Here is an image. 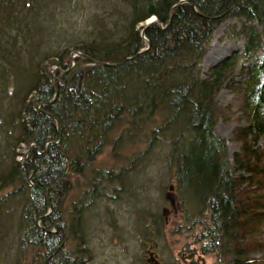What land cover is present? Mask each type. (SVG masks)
Returning <instances> with one entry per match:
<instances>
[{
    "label": "trees",
    "instance_id": "1",
    "mask_svg": "<svg viewBox=\"0 0 264 264\" xmlns=\"http://www.w3.org/2000/svg\"><path fill=\"white\" fill-rule=\"evenodd\" d=\"M123 1L122 39L58 49L53 23L37 24L41 0H0V151L12 150L0 168V203L18 196L19 251L31 248L35 264H84L81 211L166 144L173 191L186 222L201 226L196 237L212 264H264V0ZM227 17L241 46L202 70ZM72 46L86 56L73 64ZM221 88L237 96L233 106L218 101ZM232 115L229 153L214 125ZM21 145L25 161L14 158ZM104 147L111 164H90ZM64 232L74 239L65 251L57 247Z\"/></svg>",
    "mask_w": 264,
    "mask_h": 264
},
{
    "label": "rangeland",
    "instance_id": "2",
    "mask_svg": "<svg viewBox=\"0 0 264 264\" xmlns=\"http://www.w3.org/2000/svg\"><path fill=\"white\" fill-rule=\"evenodd\" d=\"M53 1L54 3L41 0L35 18L43 30H48L52 23L56 27L52 31L53 34L59 35V38L54 37L53 44H56L58 49L67 42L75 46L81 42L94 41L96 44L98 41L120 40L125 35L128 8L123 0ZM151 16L138 25L147 24ZM98 19L108 24L97 23ZM231 23H235V18L227 17L212 31L201 59L202 70L240 48L241 38L234 35ZM141 31L142 29L139 30L140 36L145 39ZM74 48L76 47H70V53L73 54L76 50ZM69 61L73 64V56ZM239 62L237 59L233 71ZM55 66L54 63L49 64L52 72ZM236 97L226 88H221L217 93L221 104L233 106L237 102ZM239 116L241 118L242 115ZM235 123L236 119L232 115L228 119L218 120L214 125V131L226 140L229 153L236 149V145L229 138ZM258 142L263 143V137ZM165 147L166 144L156 146L149 156L150 159L129 170L121 181L122 185L112 186L110 191L112 188L114 190L111 193L104 195L103 191L98 190L90 204L81 211L78 220V226L81 224L78 229L81 237L79 245L88 248L90 252L84 264H155V260L164 259L165 264H191L188 259L185 260L186 257L179 256L178 248L182 244L197 248L199 241L196 234L200 233L201 226L197 223L190 227V223L185 220L191 217L184 214L180 199L176 191H173L174 171ZM27 151L25 145L19 146L14 158L25 161ZM11 152V148H3L0 151V168L6 167L10 162ZM109 155L112 154L109 152ZM108 157L104 147L90 164L101 162L108 166L111 164V157ZM88 169L89 166L85 165L83 173ZM77 179L83 182L81 187L86 184L80 177ZM5 189L9 190L10 187ZM17 200L18 196L0 203V226L3 227L0 230V264H35L37 258L31 248L27 247L20 252L17 247ZM51 210L49 202L43 214ZM55 227L57 228V225ZM55 227L52 229H56ZM60 227H65L63 220ZM73 244L74 239L65 235L59 246L65 251L72 248ZM83 256L85 258L86 254ZM204 259L205 264L215 262L212 253L205 252Z\"/></svg>",
    "mask_w": 264,
    "mask_h": 264
},
{
    "label": "flooded vegetation",
    "instance_id": "3",
    "mask_svg": "<svg viewBox=\"0 0 264 264\" xmlns=\"http://www.w3.org/2000/svg\"><path fill=\"white\" fill-rule=\"evenodd\" d=\"M202 246H187L185 244H182L181 246H179L178 251L180 253V257H186L185 260L188 259V261L191 264H205V259H204V251L203 249H201ZM172 255V250H171V254ZM170 255L168 254V258L170 257ZM151 256V253H150ZM167 257V256H166ZM170 260V259H168ZM165 259L163 261H158L155 260V264H165Z\"/></svg>",
    "mask_w": 264,
    "mask_h": 264
},
{
    "label": "water",
    "instance_id": "4",
    "mask_svg": "<svg viewBox=\"0 0 264 264\" xmlns=\"http://www.w3.org/2000/svg\"><path fill=\"white\" fill-rule=\"evenodd\" d=\"M153 20H155V18H154L153 16H151V17L147 20L146 23L148 24L149 22H151V21H153ZM145 25H146V24H145ZM141 32H143V29H142ZM75 54H80V55L86 57L85 54H83L82 52H80V51H78V50H75V51L73 52V54H72V53L69 54V60H70V59L72 58V56H74ZM50 231H51V230H50ZM57 247H59V245H58Z\"/></svg>",
    "mask_w": 264,
    "mask_h": 264
}]
</instances>
